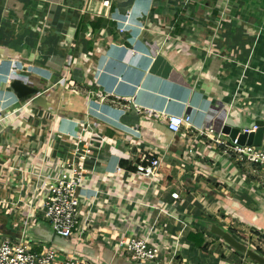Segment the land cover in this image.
<instances>
[{
	"label": "crops",
	"instance_id": "1",
	"mask_svg": "<svg viewBox=\"0 0 264 264\" xmlns=\"http://www.w3.org/2000/svg\"><path fill=\"white\" fill-rule=\"evenodd\" d=\"M11 84L36 92L20 99ZM44 105L62 138L88 123L105 141L78 190L85 236H55L16 211L4 213L18 223L4 235L24 232L35 250L94 264H138L113 254L108 243L120 237L157 249L141 264H255L216 237L219 228L264 259V195L251 169L165 125L178 115L215 132L264 127V0H0V164L9 173L58 176L42 145L26 150L41 139ZM146 151L165 159L152 180L133 172ZM3 184L14 189L16 174Z\"/></svg>",
	"mask_w": 264,
	"mask_h": 264
},
{
	"label": "built area",
	"instance_id": "2",
	"mask_svg": "<svg viewBox=\"0 0 264 264\" xmlns=\"http://www.w3.org/2000/svg\"><path fill=\"white\" fill-rule=\"evenodd\" d=\"M103 4L107 5V2ZM185 4L186 1L182 3L183 6ZM118 100L127 101L123 98ZM165 125L173 134H180L183 130L191 132L193 139L198 138L207 142L239 168H250L251 173L256 177L257 190L264 195V141L258 147L239 145L236 139L230 140L226 135L211 128L202 130L192 127L189 116L169 115ZM255 129L256 127H253L240 132L249 133ZM64 138L68 141L64 144V156L59 166V174L50 179L45 194L39 198L41 201L39 206L26 216V220L27 222L34 219L44 220L50 231L58 237L67 238L76 231L79 240L85 236L86 227L80 222L78 190L85 175L96 167L97 154L103 149L105 141L88 123L76 124L74 130L70 134H65ZM186 153L192 154L191 149L189 148ZM154 155L147 151L142 153L134 165L133 172L147 180L156 177L165 159ZM121 170L119 166L115 168L116 172ZM25 236L24 232L18 237L0 233V264H94L73 254L60 253L50 245H42L40 250H35ZM108 245L113 254L125 255L132 263H153L158 257L157 249L141 239L120 237Z\"/></svg>",
	"mask_w": 264,
	"mask_h": 264
},
{
	"label": "rangeland",
	"instance_id": "3",
	"mask_svg": "<svg viewBox=\"0 0 264 264\" xmlns=\"http://www.w3.org/2000/svg\"><path fill=\"white\" fill-rule=\"evenodd\" d=\"M62 78L63 77H61V79ZM64 79L65 78H63L60 86L65 90L69 86V82ZM97 97L100 98L99 95H97ZM30 103L31 101L27 99V104ZM45 107L46 106L44 105V107L41 108V113H38V117L42 119L43 123V125L39 126L41 139L33 143L36 147H34V145L31 146L27 144L26 150L27 152L33 151L34 153L36 152L37 146L39 147V145H42V160L45 161V159H47L46 156L49 155V157H52L55 160L59 168L64 156V138H62L60 134L58 135L56 132L52 131L51 125L48 123L49 116ZM30 113L29 117L34 119L36 117L34 111L32 110ZM7 118L8 113L6 114L2 109H0V120ZM8 132L11 138H15L14 136L17 135L16 131L10 130ZM31 132H33V130ZM2 165L3 164H0V233H3L5 230L12 231L18 227V223L13 222V220L7 217L9 216V212L14 213L16 211L19 216H23V218L25 217L24 222L27 223L26 216L31 214L32 211L39 206L41 202L39 201V198L41 195L43 197L45 194L47 184L50 181L47 176L44 174L41 175L42 172L35 175V173L13 165L10 170L11 172L9 173V171L6 170V168H3ZM12 173L16 174L17 184H15L14 189L7 190L3 187V180L6 179V177H11ZM25 177H29L30 184L26 182ZM4 213L7 214L6 217H4ZM23 214H25V216ZM24 222L22 221L21 223ZM41 247L42 245L39 246L37 250H40Z\"/></svg>",
	"mask_w": 264,
	"mask_h": 264
},
{
	"label": "water",
	"instance_id": "4",
	"mask_svg": "<svg viewBox=\"0 0 264 264\" xmlns=\"http://www.w3.org/2000/svg\"><path fill=\"white\" fill-rule=\"evenodd\" d=\"M10 87L15 91L14 93L16 94V97L20 99H25L26 97H29L36 92L35 90L23 86H21V89H16L11 84ZM41 102L42 98H38L33 101V104L40 105ZM221 133L223 135H226L230 140L236 139L239 145L258 147L261 142L264 141V127H257L254 131H251L249 133H241L239 129L225 125L222 127ZM217 230L218 234L216 235V237L221 239L226 244V246H229L232 250L241 255H245L250 261L254 262L255 264H264V259L261 258L257 253L252 251L251 248L246 249L245 246L237 243L233 239V237L223 233V231L219 228Z\"/></svg>",
	"mask_w": 264,
	"mask_h": 264
},
{
	"label": "trees",
	"instance_id": "5",
	"mask_svg": "<svg viewBox=\"0 0 264 264\" xmlns=\"http://www.w3.org/2000/svg\"><path fill=\"white\" fill-rule=\"evenodd\" d=\"M137 157H138V156H137ZM137 157H136V158H137ZM134 158H135V157H134ZM138 158H139V157H138ZM137 161H138V159H137ZM137 161H136V162H137ZM120 165H123V164L121 163Z\"/></svg>",
	"mask_w": 264,
	"mask_h": 264
},
{
	"label": "bare ground",
	"instance_id": "6",
	"mask_svg": "<svg viewBox=\"0 0 264 264\" xmlns=\"http://www.w3.org/2000/svg\"><path fill=\"white\" fill-rule=\"evenodd\" d=\"M47 76V75H46Z\"/></svg>",
	"mask_w": 264,
	"mask_h": 264
}]
</instances>
